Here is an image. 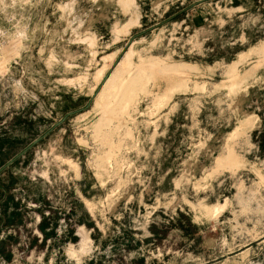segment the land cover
<instances>
[{
	"label": "rangeland",
	"instance_id": "1",
	"mask_svg": "<svg viewBox=\"0 0 264 264\" xmlns=\"http://www.w3.org/2000/svg\"><path fill=\"white\" fill-rule=\"evenodd\" d=\"M0 264H264V0H0Z\"/></svg>",
	"mask_w": 264,
	"mask_h": 264
},
{
	"label": "water",
	"instance_id": "2",
	"mask_svg": "<svg viewBox=\"0 0 264 264\" xmlns=\"http://www.w3.org/2000/svg\"><path fill=\"white\" fill-rule=\"evenodd\" d=\"M42 138V136L38 137L35 141H33L26 149H24L22 151V153L24 151H26L28 148L32 147L36 142H38L40 139ZM22 153H19L18 155H16L14 158H12L10 161H8L3 167L8 166L10 163H12L14 161V159H16L18 156H20Z\"/></svg>",
	"mask_w": 264,
	"mask_h": 264
},
{
	"label": "trees",
	"instance_id": "3",
	"mask_svg": "<svg viewBox=\"0 0 264 264\" xmlns=\"http://www.w3.org/2000/svg\"><path fill=\"white\" fill-rule=\"evenodd\" d=\"M15 215L17 216V214H16V213H15ZM16 216H15V217H16ZM47 224H48V223H46L45 225H47Z\"/></svg>",
	"mask_w": 264,
	"mask_h": 264
}]
</instances>
